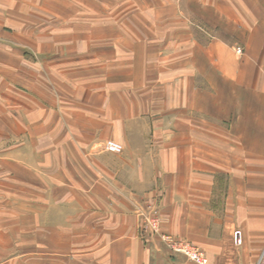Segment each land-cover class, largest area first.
<instances>
[{
	"label": "crops",
	"instance_id": "crops-1",
	"mask_svg": "<svg viewBox=\"0 0 264 264\" xmlns=\"http://www.w3.org/2000/svg\"><path fill=\"white\" fill-rule=\"evenodd\" d=\"M165 235L261 262L264 0H0V264H197Z\"/></svg>",
	"mask_w": 264,
	"mask_h": 264
},
{
	"label": "built area",
	"instance_id": "built-area-1",
	"mask_svg": "<svg viewBox=\"0 0 264 264\" xmlns=\"http://www.w3.org/2000/svg\"><path fill=\"white\" fill-rule=\"evenodd\" d=\"M238 52L241 51L238 49ZM123 148H124L123 145L117 141L109 140L106 142V150L110 152L120 153L123 151ZM158 216H159V212L157 210H154L152 212V215L148 219V222L149 224H151L154 233H159ZM240 235L241 233L237 231L236 237L238 240L240 239ZM164 238L172 249L186 254L193 262L197 264H209L207 255L198 247L191 245L187 241L178 240L168 235H165ZM263 257H264V253H263ZM263 257L261 258L260 264L262 263Z\"/></svg>",
	"mask_w": 264,
	"mask_h": 264
},
{
	"label": "rangeland",
	"instance_id": "rangeland-1",
	"mask_svg": "<svg viewBox=\"0 0 264 264\" xmlns=\"http://www.w3.org/2000/svg\"><path fill=\"white\" fill-rule=\"evenodd\" d=\"M239 50H240L241 52H238V50H237V52H238V53H242V50H241V49H239ZM105 148H106V145H105Z\"/></svg>",
	"mask_w": 264,
	"mask_h": 264
}]
</instances>
